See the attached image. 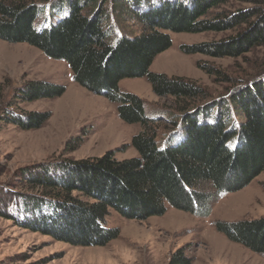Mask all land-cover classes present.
<instances>
[{
	"label": "trees",
	"instance_id": "obj_1",
	"mask_svg": "<svg viewBox=\"0 0 264 264\" xmlns=\"http://www.w3.org/2000/svg\"><path fill=\"white\" fill-rule=\"evenodd\" d=\"M57 1L0 0V40L26 43L49 58L64 60L79 86L115 104L123 122L140 124L130 140L137 154L118 159L114 150H107L100 156L22 166L16 173L34 191L0 198V216L71 245L102 246L119 235L117 227L105 226L111 210L137 221L164 214L167 205L206 215L210 202L220 194L243 188L264 170L263 65L240 80L228 98L213 102L218 106L213 123L199 122L196 114L200 111L187 112L198 99L208 97L201 85L183 76L149 70L155 56L172 44L167 31L232 32L217 40L181 44L185 54L238 57L264 46V0H187V5L186 0H161L145 10L138 8V0L134 8L127 0H112L115 12H127L142 27L139 34L121 36L114 43L109 42L112 25L105 29L101 24L107 0H101L95 10L98 0H68L67 15L36 28L34 22L47 4L51 16L60 10ZM230 2L245 5L221 8ZM198 67L218 80L229 79L208 63H198ZM142 76L154 95L171 97L180 112L185 137L177 144L162 146L158 131L167 126L147 116L141 97L120 90V80ZM64 91L63 84L33 79L17 89V96L31 101L60 96ZM49 115L23 110L5 116L28 130L41 127ZM233 115L237 119L231 122ZM79 140L72 147L66 143L63 150L74 149ZM215 229L264 257V216L217 220ZM168 264H191V259L181 247L171 254Z\"/></svg>",
	"mask_w": 264,
	"mask_h": 264
},
{
	"label": "rangeland",
	"instance_id": "obj_2",
	"mask_svg": "<svg viewBox=\"0 0 264 264\" xmlns=\"http://www.w3.org/2000/svg\"><path fill=\"white\" fill-rule=\"evenodd\" d=\"M57 2L58 7L61 5L60 10L51 16L50 4H47L43 14L34 22L36 28L47 27L68 14V0ZM160 2L138 0L137 5L145 10ZM101 3L98 0L93 10ZM127 4L134 8L135 0H127ZM184 4L189 2L186 0ZM244 5L230 2L221 8ZM112 8V0H107L101 19L105 29L109 25L113 27L110 43L121 36L132 37L141 32L137 20L130 18L127 12L118 14ZM118 21L122 23L118 25ZM167 32L172 44L155 56L149 70L186 77L207 91L208 97L198 99L188 110L200 111L196 114L199 122L213 123L218 112V106L213 102L228 98L240 80L248 79L264 66V46L238 57H209L199 53L185 54L180 50L181 44L217 40L232 33L230 31ZM198 63L214 66L230 80L222 81L206 74ZM33 79L63 84L65 91L56 97L22 101L17 96V89ZM119 88L141 97L147 116L167 126L158 131L162 146L174 145L184 139L181 114L174 108L173 99L154 95L145 76L124 78L119 81ZM115 106L103 96L79 86L64 60L49 58L26 43L0 40V198L34 191L16 173L25 165L100 156L107 150H114L118 159L135 156L137 153L130 140L141 129L140 124L123 122ZM23 110L47 111L50 115L41 127L23 130L5 116L8 113L18 115ZM229 117L231 119V115ZM236 119L233 115L230 121ZM77 138L79 144L74 149L63 150L66 143L74 146ZM234 144L235 141L229 143ZM1 207L0 204L2 211ZM8 210L11 211V206ZM15 214L22 219V215ZM262 216L264 170L243 188L220 194L210 202V211L206 215L167 205L164 214L137 221L111 210L105 226L117 227L119 235L102 246L71 245L0 216V264H168L171 254L181 247L190 257L191 264H264L262 255L228 240L215 229L217 220L236 221Z\"/></svg>",
	"mask_w": 264,
	"mask_h": 264
},
{
	"label": "water",
	"instance_id": "obj_3",
	"mask_svg": "<svg viewBox=\"0 0 264 264\" xmlns=\"http://www.w3.org/2000/svg\"><path fill=\"white\" fill-rule=\"evenodd\" d=\"M188 112H190V111H188Z\"/></svg>",
	"mask_w": 264,
	"mask_h": 264
}]
</instances>
